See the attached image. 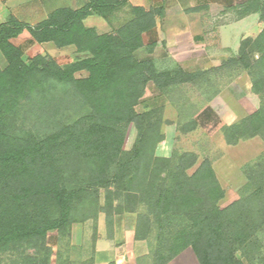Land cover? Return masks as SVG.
I'll use <instances>...</instances> for the list:
<instances>
[{
  "label": "trees",
  "instance_id": "obj_1",
  "mask_svg": "<svg viewBox=\"0 0 264 264\" xmlns=\"http://www.w3.org/2000/svg\"><path fill=\"white\" fill-rule=\"evenodd\" d=\"M231 7L239 18L257 13L263 26L219 66L193 70L158 65L156 42L142 38L157 12L126 0L57 8L34 26L12 16L0 23V264H51L53 256L75 264L72 224L100 215L109 231L115 215L133 219L134 239L147 248L137 264H166L188 247L199 264H264V156L243 166L237 198L220 206L225 190L209 159L196 165L193 152L156 153L168 123L162 98L185 84L201 89L222 68L244 70L259 98L251 113L221 127L225 143L264 139V0ZM123 8L126 18L110 31L84 23L94 14L111 24ZM24 30L34 42L72 46L76 56L65 64L48 54L24 58L12 42ZM130 125L135 136L125 148ZM194 127L190 120L179 130Z\"/></svg>",
  "mask_w": 264,
  "mask_h": 264
},
{
  "label": "rangeland",
  "instance_id": "obj_2",
  "mask_svg": "<svg viewBox=\"0 0 264 264\" xmlns=\"http://www.w3.org/2000/svg\"><path fill=\"white\" fill-rule=\"evenodd\" d=\"M239 1L224 0L211 5L205 12L187 15L185 21L180 20V23H184V30L159 29L155 33L146 34L145 42L151 39L156 41L157 47L153 55L158 65L176 61L191 70L212 68L233 55L242 37L255 36L263 26L257 13L249 14L243 19L237 17L230 4ZM125 11L126 8H123L117 12L111 24L97 16L88 17L84 23L94 25L98 32H107L126 18ZM15 42L22 46L24 58L34 54H48L59 64H65L76 56L73 48L57 50L51 46H33L25 38H19ZM175 42L178 48L173 49ZM144 55V49L137 52L138 57ZM84 74L81 72L78 75ZM202 84L201 89L191 84L182 85L171 93L169 99L166 96L162 98L163 118L168 123L162 125L165 138L157 145L156 153L169 156L172 150L193 152L197 155L196 165L205 158L209 159L225 190L224 198L219 202L220 206H224L237 198L239 189L245 182L243 166L264 156V139L255 136L229 145L223 139L221 127L251 113L257 107L259 98L251 91L248 74L241 69L216 70L211 80ZM153 90L151 85L147 87L146 98H150L148 103H153L156 96ZM137 108L141 110L142 104ZM190 120L195 121L194 129L180 131L179 126L189 124ZM134 136V127L130 125L124 142L125 148L131 146ZM47 242L52 248L57 246L55 232L48 233ZM51 264H56L55 256L52 257Z\"/></svg>",
  "mask_w": 264,
  "mask_h": 264
},
{
  "label": "crops",
  "instance_id": "obj_3",
  "mask_svg": "<svg viewBox=\"0 0 264 264\" xmlns=\"http://www.w3.org/2000/svg\"><path fill=\"white\" fill-rule=\"evenodd\" d=\"M86 1L87 0H0V23L5 22L10 16H12L24 24L34 26L44 21L47 18L48 14L57 8L70 7L72 9H77L82 6ZM126 1L132 5L142 6L146 10L151 9L157 12L155 16L154 26L142 35L143 42L146 44L150 41L156 42L155 39H151L150 41L145 42L146 34L155 33L159 29H170L176 31L184 30V23H180V20L185 21L187 15L189 14H200L202 12H205V10L211 5L217 4V2L219 3L224 0ZM225 1L231 2L232 0ZM169 15L178 17L170 18ZM93 16L97 15H89L84 20H86L88 17ZM179 16H182V18H180ZM97 17L109 23L102 17ZM244 17H241L240 19H243ZM87 26L94 27L97 30L94 25L88 24ZM19 38L27 39V41L33 46H51L56 48L49 42L38 43L32 41L29 33L24 30L18 37L12 40V42L16 46L21 48L22 51V46L19 43L15 42V40ZM174 45L175 46L173 47V49L178 48L176 42ZM156 47L157 46H155L154 51ZM65 48L73 47L67 46L64 48L56 49L58 50ZM153 53L152 56L156 60V57L153 55ZM172 63L177 62L174 61ZM5 65L6 62L0 54V68H4ZM133 227V219L130 216L125 215L114 216L113 228L111 231L106 228L103 215H100L96 222H91V220H89L83 223H73L70 234V244L74 247L73 254L71 255L72 261H86V264H137V258L145 254L147 252V248L144 241L134 239ZM55 249L56 246L53 247V250ZM166 264H199V262L193 250L188 247L182 250L178 255H176L172 260H170Z\"/></svg>",
  "mask_w": 264,
  "mask_h": 264
}]
</instances>
